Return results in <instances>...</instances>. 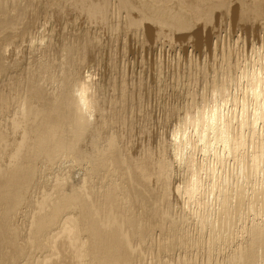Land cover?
Instances as JSON below:
<instances>
[{"label": "bare ground", "instance_id": "obj_1", "mask_svg": "<svg viewBox=\"0 0 264 264\" xmlns=\"http://www.w3.org/2000/svg\"><path fill=\"white\" fill-rule=\"evenodd\" d=\"M37 1L0 0V264H139L138 262L142 259L140 257L144 254L141 256L137 248L140 244L148 242V238L154 231L169 238L163 242L160 240L164 244L162 245L164 249L171 246L172 240L182 238V232L185 233L181 230L182 228H179L178 217L176 221L174 218L172 220L170 210L168 211L166 197L172 183L170 181L171 167L164 156L168 149L162 144L153 153L149 147L143 146L136 155L129 154L127 145L122 142L123 135L117 130V127L119 125L121 127L125 120L123 117L125 104L123 96H120L122 92L120 91V97L117 100L114 99L116 96L108 98V106L104 108L97 96L89 98L88 79L85 80L88 76L83 77L80 74L84 52L92 51L96 41L92 42L93 39L88 40L89 38L86 37L74 43L65 40L63 36L56 41L49 40L43 45L38 42L40 44L35 45V42L30 37L28 39L25 33L28 32L27 28L35 17L36 13L33 12L40 7ZM49 1L59 6L58 0ZM62 1L67 3L68 0H60ZM232 1L240 3L242 18L252 15L256 19H264V0H189L180 4L182 7L184 3H188H186L188 14L183 12L184 6L179 9L177 7L175 10L173 4L170 6V0H149V2L139 0L138 3H142L140 4L142 9L138 6L137 11L141 10L138 12L141 20L144 18L161 28L172 27L179 30L189 28L192 19L210 18L213 9L227 7V4ZM73 2L79 5L82 13L84 11L88 17L107 19V0L99 2L74 0ZM132 2L118 0L117 3L123 7L120 8L121 10L126 11L125 23L128 26L137 27L140 21L139 17L136 20L131 16L132 10L137 9ZM43 3L46 4L47 1ZM52 4L48 5L51 7ZM31 9H34L32 13ZM60 10H62L61 7L57 9V12ZM23 41H30L26 45V54L29 53V56L25 58L24 53L21 57L6 60L5 47L10 45L12 51L17 54L18 46L20 47L19 44ZM256 76L253 75L252 78L255 80ZM260 79L256 78L259 84ZM120 82L123 83L122 80ZM219 87L224 89L226 84ZM259 87V85L256 86V90ZM254 92L257 91L254 90ZM260 106L263 108L264 105ZM93 110H97V115L91 119ZM220 117L222 116H219L215 110L212 113L201 112L194 117L196 122L203 124V135L200 139H204L205 134L210 132L212 141L222 143L227 148V152L234 150L237 157L243 159V154H238L241 153L238 151L244 144L242 140L245 134L239 131L240 135L233 137L230 134L231 131L229 132L228 124H225L226 120ZM252 118L254 123L259 120L257 116ZM244 119L241 118L240 130L247 128V125L251 123ZM261 122L264 123V118ZM258 127L256 132L252 131L253 128L249 132L250 138L254 141L259 138ZM173 130L172 155L177 163L185 168L189 177L192 176L193 182L190 188L193 199L197 195L194 177L198 164L190 155L181 156L183 153L181 149L185 148L183 146L187 142L186 133L178 127ZM195 132L197 133V130ZM260 146L264 147V144ZM203 151H206L204 145ZM64 159L83 163L81 178L74 179L77 181L70 185H65L67 178L60 177V171L57 172ZM257 159L258 153H254L250 158L251 170L258 169ZM82 163L79 164L80 168ZM68 180L70 181V178ZM180 188V186L174 187L181 194L182 188ZM217 194L220 195L218 206L222 214L221 221L219 219L220 225H231L230 212L232 211L230 210L236 206L231 208L233 205H230V199L238 196L237 201L240 205H244L245 203L242 204L245 200L244 194L242 195V192L236 188L235 190L225 188L220 183L217 186ZM253 197L252 194L249 205L246 204V210L251 212H254L253 205H255L252 202ZM168 215L170 220L167 218ZM255 215L243 228L244 237L242 242H239L240 245H236L235 249L232 248L233 252L229 251L230 254L226 255L225 258L228 259L229 264H264V217L257 219V217L254 218ZM173 216L176 217V215ZM240 216L237 214V217ZM180 217L182 221L183 218ZM182 224L181 222V226ZM229 229L232 230L230 227ZM217 233L219 234V231ZM213 236L209 237L213 238ZM191 243L193 245L194 241ZM197 244L199 243L193 246ZM186 245L188 246L185 247L190 246L189 243ZM157 249H154L156 253L159 250ZM218 251L220 252V249ZM141 253H144L143 250ZM165 254L167 257L168 253ZM181 255H183L182 251ZM211 255L209 257L208 254L206 255L207 260L210 261ZM171 257L167 258L172 261ZM183 258L182 261L185 262L186 258L184 256ZM168 261L166 264H169ZM171 261L170 264H172ZM182 261L178 264L186 263ZM159 262L156 263L159 264ZM204 262L210 264L208 261Z\"/></svg>", "mask_w": 264, "mask_h": 264}, {"label": "rangeland", "instance_id": "obj_2", "mask_svg": "<svg viewBox=\"0 0 264 264\" xmlns=\"http://www.w3.org/2000/svg\"><path fill=\"white\" fill-rule=\"evenodd\" d=\"M38 1L36 3L38 5L40 3V7L38 10L34 8L33 13L36 14L30 22L25 36L30 37L35 45L40 43L43 45L49 40L56 41L57 38L60 37L59 39H61L63 36H65V40L74 43L86 37L89 38L88 40L93 39L92 42L96 41V46L92 51L84 52L83 64L80 69V74L83 77L88 76L85 80L88 79L87 93L89 98L90 96H97L101 105L107 108L108 98L116 96L114 99L117 100L118 97L123 96V103L125 104L123 117L125 120L121 127L120 125L117 127V130L119 133L121 131L120 134L123 135L122 142L127 145L129 154L136 155L143 146L149 147L153 153L162 144L168 149L164 154L172 172H170L172 177V179L170 177V181H172V183L170 182L171 189L166 197L168 211L170 210L169 214L172 216V220L173 218L177 220L178 217L179 228H182L181 230L185 233L182 232V238L172 240L173 245L170 243L171 246L169 245L170 247L164 249L162 242L169 238L167 239V237L162 236V233L160 235V232L154 231V237L152 233V238L151 236L148 238L151 245L154 243L153 246L149 245L148 242L145 243V240L144 243L138 246L137 249L141 256L144 254L140 257L142 259L138 263L158 264L156 262L160 261L159 264H166V261L169 260L167 257L173 256V258L171 257L173 260L168 261L169 264L170 261L172 264H178L184 259V256L186 263L182 262L185 264H190L192 260L191 264H193L196 259V264H204V261H208L210 264H229L228 259L225 257L230 254L229 251L233 252V249L237 247L236 245H240V241L242 242L244 237L243 228L250 223L251 217L255 214L257 216L255 215L254 218L264 217V210H260L261 208L264 209V147L260 146L264 144V123L261 122L264 118V106L263 108L260 106L264 105V19H256L252 15L245 19L242 18L240 3L232 1L228 3L229 5L227 4V7L213 9L208 19L203 17L192 19L189 28L179 30L172 27L161 28L150 20L140 19V13L138 14V12L141 10H137H139L138 6L140 8L142 0H140V3H138L139 0H129L130 2L133 1V6H137V9L135 8L136 10L133 9L134 11L131 12L132 18L137 20L139 17L140 22L136 27L128 26L125 23L126 11L120 9L123 7L117 3L118 0H107L108 16L106 20L102 19L104 22L99 18L96 19V17H88L84 11L82 13V10L78 7L79 5L73 2L74 0H68L67 3L58 0L57 5L59 6L53 5L49 0ZM46 1V4L43 3ZM94 1L99 2L101 0ZM144 1L149 2V0ZM180 1L173 0L171 2L170 0V6L173 4L175 10H177V7L179 9L184 6L185 11L182 10L188 14L186 8L188 3H184L182 7L180 4L189 0ZM59 2L61 6L58 4ZM50 3L53 7L49 6ZM60 7L62 10L57 12ZM34 9H31V13ZM140 9H142V6ZM262 22L263 24H261ZM83 33L87 35L85 36ZM27 43H30V41H23L19 44L21 46H18L17 54L12 51L10 45L5 47V59L11 60L17 56L21 57L24 53V57H28L29 53L26 54ZM253 75L259 76H256L257 79L263 78V81L260 79L261 85L259 81H256V78L255 80L252 78ZM119 80H122L123 83ZM257 83L260 86L258 90L255 88L258 86ZM223 84H226V87L221 89L219 86ZM251 86L254 88L252 89ZM251 90L257 92L253 93ZM257 107L262 108L261 111ZM214 110L219 116H222L220 118L226 120L225 124H228L229 132L231 131L230 134L233 137L240 135L239 131H243V134H245L242 140L244 144L241 142L243 145L238 151L241 152L238 154H243V159H239L234 150L233 152H227V148L222 143L212 141L210 132L206 133L207 135L205 134L204 139H200V136L203 135V124L196 122L194 117L201 112L212 113ZM91 114L90 118L92 119L97 115V110H93ZM251 116L259 117L258 124L252 122L254 118ZM241 118L251 122L247 125V128H243L246 131L239 128ZM177 127L186 133V141L189 140L183 146L185 148L182 147L184 151L181 149L183 152L181 156L190 155L198 164L196 165V175L194 177L197 195L193 199L191 198L192 189L190 188V184L193 182V179L191 180L192 176L189 177L185 168L180 166L172 155V133L174 132L173 129H177ZM257 127L259 138L254 141L250 138L249 132L251 128H253L252 131L256 132ZM195 130H197V133ZM203 145L206 146L205 152L203 151ZM252 153H258V169L255 171L249 167ZM81 163V161L78 163L73 159H64L61 162L57 172L60 171V177L65 176L67 178V184L65 185H70V183L77 181L74 179L81 178L83 170V163L80 168ZM48 170L50 171V169ZM49 183L53 184V182ZM219 183L225 188L234 190L236 188L242 192V195L244 194L245 200L242 203H245L244 205L239 204L236 199L238 196L232 197L234 198L232 200L230 199L232 203L230 205H233L231 208L236 207L230 208V211H232L230 212L231 225L228 226L220 225L222 214L218 206L220 195L217 194V186ZM176 186L182 188H180L182 190L181 194L174 189ZM252 194L254 195L252 198V202L255 204L253 205L254 212L246 210V204L249 203ZM235 208L236 210H234ZM237 214L238 216L241 215V218L237 217ZM173 215H176V217ZM179 217L183 218L182 221ZM167 218L170 220L169 215ZM218 221L219 224H217ZM181 222L183 223L182 226L184 225L183 227ZM215 222L216 224H214ZM229 227L232 229L231 231ZM225 234L226 236H223ZM242 234L243 236H241ZM198 235L201 237L199 238ZM210 235H214L213 238L211 237L213 240L209 237ZM195 239L197 240L196 243H199L197 244L199 248L193 246L196 245ZM191 240L194 241L193 245ZM211 241L212 243H210ZM188 243L190 246L185 247L188 246L186 245ZM207 243L209 246L206 245ZM151 247H153L152 250ZM154 247L159 249H157L158 253L155 252ZM141 250L144 253H141ZM159 251L162 252L159 253ZM181 251L183 255H181ZM153 252L156 254L154 255ZM151 253H153L152 256ZM165 253H168L167 257ZM210 253H214V255ZM207 254L208 257L211 255L210 257L214 259L209 258L210 261L207 260ZM217 255L219 256L217 257ZM156 257L160 259L157 260ZM164 257L167 258L166 261Z\"/></svg>", "mask_w": 264, "mask_h": 264}]
</instances>
